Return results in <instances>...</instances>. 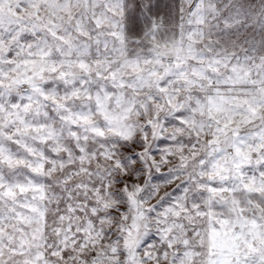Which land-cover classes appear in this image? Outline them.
Listing matches in <instances>:
<instances>
[{
    "label": "clouds",
    "instance_id": "1",
    "mask_svg": "<svg viewBox=\"0 0 264 264\" xmlns=\"http://www.w3.org/2000/svg\"><path fill=\"white\" fill-rule=\"evenodd\" d=\"M22 2L33 27L18 45L0 40L4 87L71 90L88 135L79 155L36 164L35 180L33 165L16 173L48 194H18L26 211L12 264L37 252L46 264H264V174L241 167L264 163L250 143L264 142V0ZM11 77L21 87L9 89ZM225 182L243 191H205ZM66 187L84 212L76 232Z\"/></svg>",
    "mask_w": 264,
    "mask_h": 264
},
{
    "label": "snow or ice",
    "instance_id": "2",
    "mask_svg": "<svg viewBox=\"0 0 264 264\" xmlns=\"http://www.w3.org/2000/svg\"><path fill=\"white\" fill-rule=\"evenodd\" d=\"M23 7L25 5L22 0H0V40H15L18 45L21 41L28 39L24 30L33 25L30 20L21 15ZM135 27L136 24L133 22L132 28ZM97 40L101 46L108 43L103 37L98 36ZM7 55L11 57L12 51H9ZM61 75L67 76L68 73L64 72ZM5 80L6 77L0 75V264H12V259L22 255V252L16 245L10 244L9 240L16 239L20 235L23 228L22 213L26 211L25 202L18 200V194L25 191L43 192L45 196L48 194L46 186H37L41 183L40 181L31 185L28 180L19 182L16 173L22 167L27 171V166L33 165L29 171V178L35 180L40 172V169L35 167L36 164H43L47 168L55 164L58 159L63 162L72 149L79 155L84 151L83 141L87 138L88 131L81 126V120L74 113L73 101L70 99L71 90L61 91L50 85L43 87L33 85L29 92L21 96L7 92L4 87ZM7 84L9 89L19 88L23 81L11 77L7 78ZM6 96L7 99H5ZM177 115L182 116L183 113L178 112ZM69 136L72 140L71 149L66 146L61 147ZM164 142L161 140V143ZM250 143L258 152L264 153V142H261L258 137ZM135 148L142 151L144 145H136ZM127 151L132 153L130 159L136 161L135 168L142 170L144 163L138 152L132 148H128ZM60 153L62 155H58ZM243 171L245 170L242 168ZM255 171H258V175L254 174V176L264 174V163L259 164L258 170ZM125 179L132 183L136 182L131 175L126 176ZM140 180L142 182L143 177H140ZM65 183L67 184V181ZM120 184L123 186L122 180ZM205 191L209 195H215L218 192L225 196L229 192L239 195L243 188H237L228 182L212 183ZM73 195L70 188L66 187L64 197L68 231L74 216L80 210L72 200ZM6 247L7 252H5ZM44 256L46 254L37 252L29 257L27 264H46ZM245 264H247L246 259Z\"/></svg>",
    "mask_w": 264,
    "mask_h": 264
},
{
    "label": "rangeland",
    "instance_id": "3",
    "mask_svg": "<svg viewBox=\"0 0 264 264\" xmlns=\"http://www.w3.org/2000/svg\"><path fill=\"white\" fill-rule=\"evenodd\" d=\"M256 155H257V153H252V156L253 157H255ZM241 167L247 172V174L249 176L254 175V174L258 175V171H255L256 169L253 168V165L251 163L243 164ZM19 178L20 179H23V176H21ZM89 203H91V202H89ZM77 215L83 216L84 215V212L80 209L79 212L77 213ZM66 227L68 228V222H66ZM76 228H77L76 224L73 223V222H71V228H70V231L69 232H76ZM77 235H81L82 236L83 234L81 232H77Z\"/></svg>",
    "mask_w": 264,
    "mask_h": 264
}]
</instances>
